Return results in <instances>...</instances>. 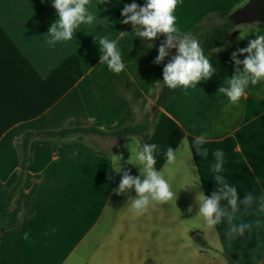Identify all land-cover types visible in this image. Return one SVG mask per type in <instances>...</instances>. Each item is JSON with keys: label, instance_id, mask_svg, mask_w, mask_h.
I'll return each instance as SVG.
<instances>
[{"label": "crops", "instance_id": "crops-1", "mask_svg": "<svg viewBox=\"0 0 264 264\" xmlns=\"http://www.w3.org/2000/svg\"><path fill=\"white\" fill-rule=\"evenodd\" d=\"M248 1L179 0L175 14L182 31L192 35L208 15L231 16ZM131 2L98 5L101 18L112 21L97 36L115 39L119 31L129 33L119 41L126 69L116 75L100 64L99 49L86 31L76 33L77 43L55 48L44 43L58 19L51 0H0V191L17 180L16 143L26 130L95 126L115 131L138 123L155 105L168 60L154 63L164 37L154 38L151 49L135 40L131 24L120 23V10ZM136 2L143 5L144 0ZM242 31L252 32L248 27ZM239 35L229 49L209 56L219 69L216 74L196 89L177 90L155 114L147 142L160 146L157 167L163 166L168 146L179 147L177 162L167 173L176 202L156 204L142 216L126 207L135 192H117L122 174L110 170L109 157L121 156L125 170L139 175L127 163L131 153L124 147L131 139L141 142L137 137L34 139L27 171L41 177L28 190L29 199L19 195L15 200L22 202L21 221L0 229V264H228L222 253L239 264L264 262V210L259 203L264 198V92L253 91L231 109L226 98L216 96L224 77L235 70L232 52L247 47L248 40ZM201 132L208 136L207 159L191 150L193 137ZM89 140L108 146L88 150ZM217 148L225 153L229 182L241 195L251 192L256 198L238 214L237 222L250 228L233 240L225 238L226 225L208 228L195 218L196 196H210L215 188L210 169ZM197 233L210 249L200 248Z\"/></svg>", "mask_w": 264, "mask_h": 264}, {"label": "clouds", "instance_id": "clouds-1", "mask_svg": "<svg viewBox=\"0 0 264 264\" xmlns=\"http://www.w3.org/2000/svg\"><path fill=\"white\" fill-rule=\"evenodd\" d=\"M178 2L179 0H144L141 5L132 0L120 10L123 17L120 23L131 24V34H134L135 40L140 39L149 49L153 47L151 41L158 35H163L164 39L157 49L158 55L154 60L155 64L160 65L168 58L163 67L162 82L169 90L188 92L196 89L200 82H207L219 69L205 54L199 39L182 31L175 14ZM110 3L111 0H51L58 19L51 24L44 36V43L50 48L77 43L76 33L86 31V34L93 37L99 49L100 64L106 65L111 73L121 74L125 71L126 64L119 41L129 33L119 31V37L115 39L110 38V34L97 36L98 32L107 30L112 21L101 18L98 5ZM252 33L255 34L254 39L251 38ZM238 38L247 39V47L232 52L231 59L236 66L235 70L231 76L224 77L222 86L216 94L218 99L226 98V107L229 109L239 107L253 91L257 94L264 92V30L252 32L240 30ZM173 49L174 54L171 51ZM241 55L244 59H239ZM207 143V134L201 132L193 137L191 150L194 149L195 154L201 159H207L209 156ZM124 147L131 153L127 163L135 166L139 175L134 176L126 171L121 163L122 157L113 153L109 157L111 166L108 167L122 174L117 189L119 194L127 195L133 190L135 192V195L129 196L127 200L128 210L136 216H142L156 204L176 202L177 192L170 183L167 173L177 162L179 147L168 146L163 151L164 164L160 168L157 167V159L161 155V149L157 143L136 142L131 139ZM211 155L214 159L210 169L211 181L215 182V188L210 196L203 192L196 196L198 212L195 218L208 228L226 225L225 238L233 240L243 236L250 228L247 222H237L238 214L250 207L256 198L251 192L241 195L237 186L226 178L224 174L226 159L222 149H215ZM188 211L191 212L192 208L190 207Z\"/></svg>", "mask_w": 264, "mask_h": 264}, {"label": "trees", "instance_id": "trees-1", "mask_svg": "<svg viewBox=\"0 0 264 264\" xmlns=\"http://www.w3.org/2000/svg\"><path fill=\"white\" fill-rule=\"evenodd\" d=\"M229 13H213L193 28L192 35L199 39L205 54L210 56L214 52H220L229 49L241 28L229 19ZM252 31L255 29H264V23L244 24ZM177 90H169L161 85L155 105L147 110L142 119L129 126H124L115 131H106L95 126H76L61 129L50 130H26L16 143L19 153V170L15 184L9 188L0 191V229L17 224L21 221L22 202L15 203L16 198L21 195L24 199H29L28 190L33 181L39 179L40 174H31L27 171V166L32 161L29 152L31 142L34 139L43 140H63L71 137L81 139L84 135L94 134L99 136L119 137L122 139L137 137L141 141L147 142L152 135L154 122L150 117L157 114L159 109L164 108L172 99ZM88 150L90 148L86 147ZM118 152V151H115ZM260 207L264 210V198L260 200ZM195 240L202 250L210 249L211 246L206 239L197 233ZM228 261V264H239L233 258L222 253ZM264 264V262L259 263Z\"/></svg>", "mask_w": 264, "mask_h": 264}, {"label": "water", "instance_id": "water-1", "mask_svg": "<svg viewBox=\"0 0 264 264\" xmlns=\"http://www.w3.org/2000/svg\"><path fill=\"white\" fill-rule=\"evenodd\" d=\"M229 19L235 24L264 23V0H249L246 5L239 8ZM156 115L152 116V121Z\"/></svg>", "mask_w": 264, "mask_h": 264}, {"label": "rangeland", "instance_id": "rangeland-1", "mask_svg": "<svg viewBox=\"0 0 264 264\" xmlns=\"http://www.w3.org/2000/svg\"><path fill=\"white\" fill-rule=\"evenodd\" d=\"M237 28H241L242 30H244L245 25L244 24H240V25H236ZM108 144H104V142L99 141L98 143H96L94 140H89V148L94 149V148H100V147H107ZM99 150V149H98ZM194 244V242H192ZM197 243V242H196ZM195 245V244H194ZM199 245V244H198ZM206 255V254H205ZM207 256V255H206ZM226 259V258H225ZM227 261V260H226ZM228 263V261H227Z\"/></svg>", "mask_w": 264, "mask_h": 264}]
</instances>
